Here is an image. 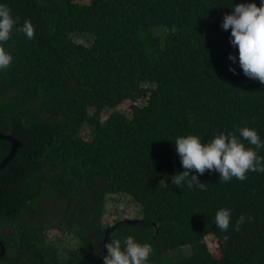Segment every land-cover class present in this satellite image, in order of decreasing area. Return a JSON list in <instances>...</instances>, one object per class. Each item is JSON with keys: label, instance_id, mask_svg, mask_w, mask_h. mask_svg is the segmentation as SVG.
<instances>
[{"label": "trees", "instance_id": "16d2710c", "mask_svg": "<svg viewBox=\"0 0 264 264\" xmlns=\"http://www.w3.org/2000/svg\"><path fill=\"white\" fill-rule=\"evenodd\" d=\"M0 2L35 27L31 40L14 34L4 45L13 60L0 71V134L22 145L0 174V264H102L103 246L53 197L76 199L78 186L101 189L95 223L110 228L106 241L150 243L148 264H264V172L225 183L205 171L203 191L170 178L184 171L177 136L206 142L226 125L264 140V85L227 59L236 49L220 23L231 0ZM10 152L0 140V165ZM89 166L92 175L80 170ZM220 207L231 209L227 231L214 223ZM212 233L225 237L219 256L205 241Z\"/></svg>", "mask_w": 264, "mask_h": 264}, {"label": "clouds", "instance_id": "9594fccd", "mask_svg": "<svg viewBox=\"0 0 264 264\" xmlns=\"http://www.w3.org/2000/svg\"><path fill=\"white\" fill-rule=\"evenodd\" d=\"M231 5L230 12L223 15L220 23L222 30L230 32L229 44L236 49V54L229 53L227 59L232 64L238 63L245 77L264 85V0H259V6L252 0L236 4L231 0ZM20 33L31 40L35 33L32 21L25 19L21 22L6 4L0 2V71L7 69L13 60L4 45L14 34ZM228 70L233 74L236 73V69L231 65ZM243 141H246L249 147H246ZM173 147L184 169L170 177L171 183L175 186L186 184L188 188L196 186L202 191L206 190L205 184L197 179V175H203L205 171L217 172L219 179L225 183L232 178L243 181L246 179V173L250 171L264 172V157L258 155V150L264 148V140L254 128L247 126L239 127L235 132H220L206 142H202L198 135H180L175 138ZM80 170L92 175L94 168ZM190 172L195 174L190 175ZM78 187L81 189L79 196L82 195L80 205L83 208L80 221L85 229H88L89 244L94 247L91 241L94 235L97 237L96 247L103 246L105 232L95 223L98 220L97 207L101 189L91 186ZM90 190L96 192L98 201L96 197H91L88 201L84 191L90 192ZM94 201L98 203L96 208ZM60 206L63 208L61 203ZM87 206L94 208V211H87ZM71 218L74 220L73 217ZM231 219L230 208L220 207L216 210L214 223L220 230L227 231ZM248 220L250 221L251 217H248ZM244 223L245 217L241 215L233 227L238 230ZM104 252L106 254L102 257L103 264H148L153 247L150 243L138 242L131 235L122 239L113 236L111 239L108 238V242L105 239ZM72 257H75L74 254Z\"/></svg>", "mask_w": 264, "mask_h": 264}, {"label": "rangeland", "instance_id": "374dc122", "mask_svg": "<svg viewBox=\"0 0 264 264\" xmlns=\"http://www.w3.org/2000/svg\"><path fill=\"white\" fill-rule=\"evenodd\" d=\"M119 110H121L123 113L126 112L125 106L121 107ZM93 112L94 111L91 110L90 114H92ZM89 132H90L89 129H83L82 132H81L82 137L85 140H87V141L91 140V137L89 136ZM83 168L85 170H88V169L91 168V166L83 167ZM84 195L88 197V201L91 199V197H94V198L96 197L97 201H98V196L96 195V192H92L91 190H90V192H85L84 191ZM53 197H54V199L59 200L60 202L65 201V203H61L63 208L66 209V210H69L71 212V215H72L73 219L75 220V222L78 221L81 224L80 214H81L83 208L80 205V200H82V195H80L76 199H69V198H64L61 194L56 192V193H54ZM94 204H95V208H96L98 203L96 204L95 201H94ZM47 213H48L47 221L50 224V223L55 221L56 216L52 215L53 211H50V212H47ZM125 215H132L133 216L134 215V210L132 209L131 211H129ZM82 227H83V225H82ZM100 234L101 233L99 232L98 235H100ZM86 237H87V233H86ZM224 240H225L224 235H223L222 238H219V237H217V235L215 233H212L211 235H209L208 238H206L205 241H206L207 245L209 246V249L212 252V254H214L216 256H219V254H220L219 252L222 250V247H223L222 246L223 245L222 242H224ZM91 241H92V245L94 247H96L97 237H94V235H93V237H91ZM182 252H183L184 256H190L191 253H192V248H189V247L188 248H184V249H182Z\"/></svg>", "mask_w": 264, "mask_h": 264}, {"label": "water", "instance_id": "95a60500", "mask_svg": "<svg viewBox=\"0 0 264 264\" xmlns=\"http://www.w3.org/2000/svg\"><path fill=\"white\" fill-rule=\"evenodd\" d=\"M0 140L9 141L12 144V149H11L10 155L7 157V159L0 166V172H1L6 167H8V165L16 158V156L18 154V151L21 148V145H20V143L17 140H15L14 138H11V137L0 136ZM131 222H140V221H123V223H131ZM119 223H117V224H119ZM117 224H115V225H117ZM108 230L105 232L104 237H103V256H104L105 235L108 232ZM156 231H157V229H156ZM0 246H1V252H0V257H1L3 255V247H2L1 243H0Z\"/></svg>", "mask_w": 264, "mask_h": 264}, {"label": "bare ground", "instance_id": "6f19581e", "mask_svg": "<svg viewBox=\"0 0 264 264\" xmlns=\"http://www.w3.org/2000/svg\"><path fill=\"white\" fill-rule=\"evenodd\" d=\"M126 109V108H125ZM126 112L127 113H129V111L126 109ZM123 113V112H122ZM224 125H225V122H224ZM220 132H228L227 131V127H226V125H225V128L223 129V130H221V129H219V131H218V133H220ZM217 133V134H218ZM0 136H4V137H11V138H14L15 140H17L19 143H20V141L17 139V138H15V137H13V136H10V135H3V134H0ZM7 142H9V141H7ZM10 144H11V142H9ZM20 145H21V143H20ZM21 148H22V145H21ZM20 148V149H21ZM11 149H12V144H11ZM19 149V150H20ZM19 152V151H18ZM10 155V154H9ZM7 159V158H6ZM5 159V160H6ZM4 160V161H5ZM10 165V164H9ZM8 165V166H9ZM1 166V165H0ZM8 167H6L4 170H2L1 172H0V174L2 173V172H4L6 169H7ZM53 213H55V212H53ZM46 218H47V216H46ZM126 221H133V220H126ZM35 222V221H34ZM34 222L32 223V225L34 224ZM131 223H133V222H131ZM11 228H12V225L11 224H8V225H6V231L7 232H11ZM9 230V231H8ZM157 232H158V226H157ZM0 243L3 245V243L0 241ZM3 247V255L0 257V259L2 258V257H4L5 256V254H6V252H7V249H6V247L5 246H2ZM106 253L104 252V255H105ZM102 264H103V261H102Z\"/></svg>", "mask_w": 264, "mask_h": 264}]
</instances>
